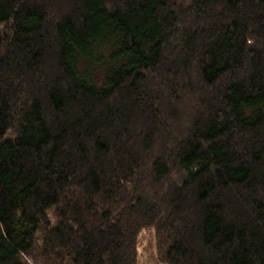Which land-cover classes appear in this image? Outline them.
<instances>
[{"label": "trees", "instance_id": "obj_1", "mask_svg": "<svg viewBox=\"0 0 264 264\" xmlns=\"http://www.w3.org/2000/svg\"><path fill=\"white\" fill-rule=\"evenodd\" d=\"M264 264V0H0V264Z\"/></svg>", "mask_w": 264, "mask_h": 264}, {"label": "rangeland", "instance_id": "obj_2", "mask_svg": "<svg viewBox=\"0 0 264 264\" xmlns=\"http://www.w3.org/2000/svg\"><path fill=\"white\" fill-rule=\"evenodd\" d=\"M139 264H161L156 255L154 230L141 233L138 239Z\"/></svg>", "mask_w": 264, "mask_h": 264}]
</instances>
